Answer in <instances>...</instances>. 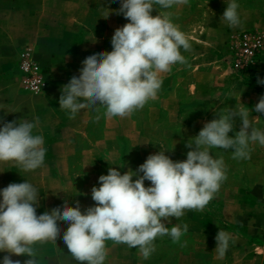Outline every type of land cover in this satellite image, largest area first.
I'll return each mask as SVG.
<instances>
[{"label": "crops", "instance_id": "obj_1", "mask_svg": "<svg viewBox=\"0 0 264 264\" xmlns=\"http://www.w3.org/2000/svg\"><path fill=\"white\" fill-rule=\"evenodd\" d=\"M228 2L189 0L187 5L166 10L154 8V16L161 11L171 13L189 39L191 51L181 49L188 65H174L163 74L158 98L130 118L107 119L101 107L99 113L85 108L69 119L59 108L62 86L73 76L79 77L88 56L112 51L115 30L128 23L120 13L121 0H0V127L38 118L33 134L43 135L46 149L44 165L34 171L25 172L11 161L0 162V190L10 183H31L37 189L36 211L41 215L54 209L57 200L59 204L64 198L71 202L74 183L82 181L87 185L74 202H79L83 212L92 205V188L100 186L99 177L107 175L110 167L121 174L136 171L149 155L165 150L173 161L186 160L193 150L186 147L187 142L205 123L219 118L224 108L249 110L252 126L264 131V114L255 111L264 96V84L257 82L264 80V61L254 76L244 78L234 75L223 57L233 34L264 31V0H236L241 26L234 28L221 19ZM25 45L35 46L47 68V83L38 95L15 92L11 73L4 67L6 54ZM13 105L16 110L10 111ZM241 126L240 118L234 117L229 136L234 137ZM250 148L247 160L233 159L231 150H211L214 158H223L227 180L202 211L185 210L179 220L165 222L169 228L189 226L181 239L185 247L168 236L157 237L155 251L145 260L138 248L105 242V264H264V146L256 143ZM81 166L82 176L74 172ZM145 186L151 182L146 180ZM58 223L61 235L56 242L32 246L37 264H80L62 239L67 223ZM220 229L232 237L222 259L214 252ZM40 248L51 253L40 255ZM5 255L9 254L0 252V264ZM11 259L24 264L30 257L12 255Z\"/></svg>", "mask_w": 264, "mask_h": 264}, {"label": "clouds", "instance_id": "obj_2", "mask_svg": "<svg viewBox=\"0 0 264 264\" xmlns=\"http://www.w3.org/2000/svg\"><path fill=\"white\" fill-rule=\"evenodd\" d=\"M187 4L189 0H121L120 13L128 23L115 30L112 51L90 55L82 62L79 77L73 76L62 86L59 108L69 119L85 108L99 113L101 107L107 119L130 118L156 100L163 74L174 65H188L181 49L189 52L191 44L171 13L161 11L154 16L152 12L157 6L166 10ZM238 9L236 0H229L221 17L229 27L241 26ZM257 82L264 84V80ZM255 111L264 114V96ZM218 116L187 142L186 147L193 150L188 151L186 160L173 161L165 150L149 155L136 171L121 174L110 167L107 175L99 177L100 186L91 190L95 206L83 212L79 202L75 207L65 202L63 209L37 215V189L27 181L10 183L0 190V252L9 254L2 264H21L11 259L12 255H27L30 259L24 264H37L32 246L56 242L61 235L60 221L68 224L62 237L64 245L80 264H105L106 241L138 248L145 260L155 251L157 237L168 236L174 244L185 247L186 241L181 243V239L189 226L169 228L165 222L179 220L185 210L202 211L227 180L223 158H214L211 150H231L233 159L247 160L251 158V144L264 146V131L252 126L249 110L224 108ZM234 117L240 118L242 126L231 137ZM38 125L37 118L35 122L21 119L0 127V162H14L25 172L42 167L44 137L33 134ZM146 180L151 186H145ZM215 239L214 252L222 259L232 237L220 229Z\"/></svg>", "mask_w": 264, "mask_h": 264}, {"label": "built area", "instance_id": "obj_3", "mask_svg": "<svg viewBox=\"0 0 264 264\" xmlns=\"http://www.w3.org/2000/svg\"><path fill=\"white\" fill-rule=\"evenodd\" d=\"M264 31L247 30L233 34L225 51L224 63L238 77L254 76L264 61ZM21 84L31 94H40L47 83V73L35 55L32 45L26 46L19 58Z\"/></svg>", "mask_w": 264, "mask_h": 264}, {"label": "rangeland", "instance_id": "obj_4", "mask_svg": "<svg viewBox=\"0 0 264 264\" xmlns=\"http://www.w3.org/2000/svg\"><path fill=\"white\" fill-rule=\"evenodd\" d=\"M28 45H25L24 47L20 48L18 51L16 50V53L12 54L11 52H9V54H6V58H8V61H6V69L9 70V73H11L10 75V78H11V81L13 83V85L15 86V92L18 91V90H22L24 93H27V94H31L29 93L28 91H26L24 89V87L22 86L21 84V77H22V73L20 72V69H19V58H20V54L22 52V50ZM33 46V45H32ZM34 49H35V55L37 57V59L39 60L37 54H36V48L35 46H33ZM40 62V60H39ZM40 64L42 65V63L40 62ZM43 69L46 71L47 75H48V72H47V68H45L43 65H42ZM2 89L4 88V86L1 87ZM35 95V94H34ZM10 111H15L16 110V107L13 105L12 108H9ZM232 153V152H231ZM1 169V168H0ZM10 170H8L9 172ZM74 172H76L77 174H79L80 176H82L83 174H85L83 172V167H76L74 169ZM82 177H79V180L81 179ZM84 179V177L82 178ZM87 185V183H84L82 181H77L74 183L73 185V189H72V192H71V199L72 201L69 202V200L67 198H64V199H61V200H65L64 202L61 201V204L58 203V200L56 202V206L55 208L59 207V208H63L65 202H68V206L69 207H75L76 206V203L74 201H76L78 199V197L81 195L80 191ZM92 201V205H90L91 207L92 206H95V202L93 200ZM89 208V207H87ZM87 209H85L84 211H86ZM68 227V224L67 226ZM108 245H112L114 244L113 241H106ZM48 253H51L49 251H46V249H42L40 248L39 250V254L40 255H46Z\"/></svg>", "mask_w": 264, "mask_h": 264}]
</instances>
